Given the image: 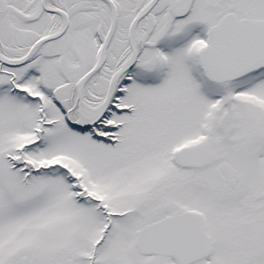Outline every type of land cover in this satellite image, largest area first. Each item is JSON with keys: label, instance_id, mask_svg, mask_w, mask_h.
<instances>
[{"label": "snow or ice", "instance_id": "obj_1", "mask_svg": "<svg viewBox=\"0 0 264 264\" xmlns=\"http://www.w3.org/2000/svg\"><path fill=\"white\" fill-rule=\"evenodd\" d=\"M0 264H264V0H0Z\"/></svg>", "mask_w": 264, "mask_h": 264}]
</instances>
